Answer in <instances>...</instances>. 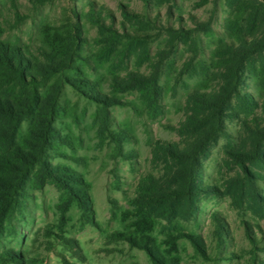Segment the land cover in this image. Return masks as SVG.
<instances>
[{
  "label": "rangeland",
  "instance_id": "1",
  "mask_svg": "<svg viewBox=\"0 0 264 264\" xmlns=\"http://www.w3.org/2000/svg\"><path fill=\"white\" fill-rule=\"evenodd\" d=\"M42 1L0 0V41L42 60V50L55 37L67 40L79 33L71 66L82 69L117 102L104 115L100 105L63 82L54 123L62 140L50 144L46 155L53 167L70 168L83 178L92 211L87 215L75 203L64 212L63 192L51 182L39 188L32 178L6 223L0 256L15 253L24 258L23 264H155L145 250L118 237L121 232L152 237L161 254L176 264H264V165L248 161L246 178L229 155L252 150L254 141L242 121L264 120V53L247 60L240 74L241 95H252L259 107L233 100L230 112L238 111L240 118L226 121L230 138L211 143L199 157L197 188L217 192L199 196L192 216L183 202L172 212L151 210L144 229L135 225L132 203L150 186L156 191L180 187L173 180L180 165L154 152L153 144L192 136L179 132L193 108L189 94L228 86L234 49H248V39L263 42L262 0ZM98 16L120 35L136 37L113 39L101 33ZM169 28L184 31L175 34ZM129 73L158 79L157 98L149 88L113 87V77ZM66 75L74 76L70 70ZM29 128L25 121L18 140ZM118 133L127 137L122 148L113 138ZM218 223L223 225L222 240ZM181 233L200 236L206 255L188 238L169 244V236Z\"/></svg>",
  "mask_w": 264,
  "mask_h": 264
},
{
  "label": "trees",
  "instance_id": "2",
  "mask_svg": "<svg viewBox=\"0 0 264 264\" xmlns=\"http://www.w3.org/2000/svg\"><path fill=\"white\" fill-rule=\"evenodd\" d=\"M43 2L42 0H38ZM264 6V0L259 1ZM102 13V12H101ZM100 13V15H101ZM131 16V13L124 12ZM101 33L109 34L111 38L136 36L125 33L120 35L112 26H108L100 16L95 20ZM75 29L78 28L75 26ZM172 33L180 34L184 30L168 29ZM187 31L186 34H191ZM80 35L67 40L55 37L48 43L47 49L42 50L41 59L21 47L0 41V242L4 236L6 223L17 210L20 198L23 196L29 182L34 179L39 188L47 183H53L64 194L61 209L65 212L73 204H77L87 215L92 211L88 185L83 178L72 169L62 166L53 167L47 159V149L50 144L61 142L62 138L54 126L58 116V99L62 85L71 86L84 98L101 106L102 113L107 115V108L117 102L115 97L104 93L99 85L84 76L82 69L72 67L71 61L80 47ZM264 53V40L248 39V49L235 48L232 52L234 67L228 86L218 89L193 90L189 102L193 108L181 125V134L191 133L182 142H155L154 152L162 154L168 161L180 165L173 171V179L179 184L176 190H154L150 186L147 191L133 200L134 213L138 220L135 225L144 229L149 224V212L157 207L167 213L175 210V206L184 203V211L189 215L194 210L195 200L203 194L216 193L212 187L197 188L196 173L199 167L201 153L211 143L221 138H230L225 128L228 119L240 118L238 111L230 112L232 101L237 99L249 106L259 107L252 95H241V72L244 71L246 61L255 55ZM72 71L74 76L66 75ZM56 77L55 83L47 88L48 82ZM113 87L123 90L150 89L153 97L159 94L158 79L148 76L129 73L125 77L112 78ZM30 122L27 134L18 140L19 129L25 122ZM245 131L254 141L252 150L229 151V155L238 163L246 178L248 161H256L264 165V120L255 117L253 121H242ZM118 148L127 141L125 134L113 135ZM158 182V181H156ZM159 183V182H158ZM248 237L255 243L256 240L248 227ZM117 236L129 242L132 247L145 250L155 264H176L173 259L164 257L154 244V239L147 235L128 236L118 232ZM217 236L223 238V225L217 224ZM169 244H175L179 238L190 239L196 249L206 255V246L200 236L181 233L179 236H169ZM23 257L12 252L0 256V264L12 261L23 264Z\"/></svg>",
  "mask_w": 264,
  "mask_h": 264
}]
</instances>
